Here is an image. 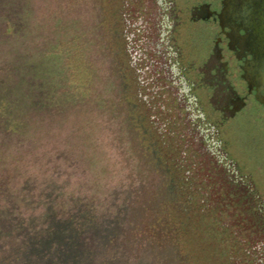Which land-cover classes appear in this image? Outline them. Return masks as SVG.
I'll use <instances>...</instances> for the list:
<instances>
[{"label": "rangeland", "instance_id": "374dc122", "mask_svg": "<svg viewBox=\"0 0 264 264\" xmlns=\"http://www.w3.org/2000/svg\"><path fill=\"white\" fill-rule=\"evenodd\" d=\"M198 1L0 0V226L5 216L40 227L52 206L89 214L99 229L117 219L128 227L124 207L143 189L165 200L172 190L159 146L174 167L200 170L209 192L232 183L240 197L263 203L264 109L203 127L170 83L184 28L165 31L167 66L148 69L149 15L166 14L167 25L169 2L188 17ZM7 191L18 199L13 210ZM251 235L248 247L264 264V236Z\"/></svg>", "mask_w": 264, "mask_h": 264}, {"label": "trees", "instance_id": "16d2710c", "mask_svg": "<svg viewBox=\"0 0 264 264\" xmlns=\"http://www.w3.org/2000/svg\"><path fill=\"white\" fill-rule=\"evenodd\" d=\"M166 154L159 146L157 157L166 164L172 188L169 197L143 189L140 199L124 207L131 209L123 217L130 229L118 219L99 229L89 214L67 215L52 206L40 217V227L34 220L25 225L4 216L0 241L8 247H0V264H263L248 245L251 234L264 233V201L240 197L232 183L227 190L209 192L200 170L174 167ZM4 198L11 210L18 206L11 192Z\"/></svg>", "mask_w": 264, "mask_h": 264}, {"label": "flooded vegetation", "instance_id": "af4514ba", "mask_svg": "<svg viewBox=\"0 0 264 264\" xmlns=\"http://www.w3.org/2000/svg\"><path fill=\"white\" fill-rule=\"evenodd\" d=\"M166 6L170 12L167 25L166 14L158 10L145 22L146 49L148 69H164L165 31L184 28V42L173 53L170 64L174 68H169L177 77L170 80L173 96L180 98L184 93L210 132L252 106L263 110L264 0H199L188 4V17L171 2ZM196 30L205 42L202 48L189 34ZM194 45L196 50L190 48ZM195 90L201 91L200 98ZM217 113L220 117L213 122L211 115Z\"/></svg>", "mask_w": 264, "mask_h": 264}]
</instances>
